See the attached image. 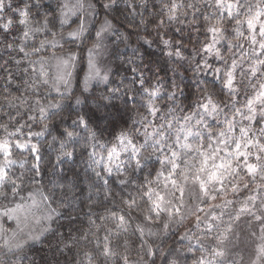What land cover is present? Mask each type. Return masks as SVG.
<instances>
[{
	"label": "snow or ice",
	"instance_id": "1",
	"mask_svg": "<svg viewBox=\"0 0 264 264\" xmlns=\"http://www.w3.org/2000/svg\"><path fill=\"white\" fill-rule=\"evenodd\" d=\"M116 11L128 34L109 19ZM100 15L87 71L76 80L80 54L73 46L89 43L88 17ZM185 23L188 34L177 27L181 38L169 37L171 25ZM151 33L174 59L172 72L176 64L190 68L195 84L171 79L166 87L159 69L150 79L145 69L152 68L136 47L140 63L128 61L131 80L110 86L113 71L97 59L106 39L119 36L131 47L135 34L151 47ZM0 82L7 107L16 109L0 120V201H20L0 208V217L17 225L9 233L0 224V264H35L25 250L49 234L65 247L71 240L69 264H245L241 253L230 254L241 242V224H258L264 240V0H55V7L0 0ZM93 85L110 87L96 95ZM193 89L188 105L179 101ZM89 92L91 111L66 116V102L81 105ZM25 116L24 123L16 119ZM109 127L111 138H104ZM46 136L48 148L55 145L53 172L77 156L85 173L92 170L85 177L90 203L75 206L74 198L54 200L44 191L38 178ZM61 218L77 223L78 234L60 233ZM29 219L38 231H25ZM252 264H264V244Z\"/></svg>",
	"mask_w": 264,
	"mask_h": 264
},
{
	"label": "trees",
	"instance_id": "2",
	"mask_svg": "<svg viewBox=\"0 0 264 264\" xmlns=\"http://www.w3.org/2000/svg\"><path fill=\"white\" fill-rule=\"evenodd\" d=\"M92 2L95 3L96 0H92ZM20 3L21 0H13L14 6ZM45 3H52L53 7H55V0H45ZM121 8H123V5L121 6ZM6 15L14 17V13L12 12H6ZM103 18V15H100L98 17H88L90 21L89 33L91 34L89 43H87L86 45H79V47L73 46L74 50L78 51L80 54V60L78 61L77 68L75 70L76 80H82L84 73L87 71V47L91 46V38L92 36H94V31L96 28L99 27V23L103 21ZM109 19L113 21L116 28L120 32H123L125 34L131 32V29L128 26V21L125 19L121 11H116L111 16H109ZM188 19H191V17H189ZM75 26V24L72 25V27ZM177 27L183 28L185 34H188L189 29L186 23L184 25L173 24L168 28L169 37H175L177 39L181 38L174 32V29ZM13 34H15V29L13 30ZM149 38L153 39L154 41L151 47H149L148 45H144L142 41L138 43L135 34H132L130 36V39L127 41V43L131 45V47H128L125 45V43L121 42L119 36H109L106 39L105 44L107 45V51H104L97 59L101 67L107 65L110 66L113 71L112 82L110 86H115L116 84H118L120 82L119 77H124L126 81L131 80L134 74L130 71V65L128 61L133 60L136 63H140V61L133 56V48L136 47H139L141 49V53L144 54V63L152 68L151 71H148L147 68L145 69V74L150 79H154L156 75V70L159 69L158 75L160 77H165L166 87L167 83L171 79H176L180 81L181 87L184 86L185 82L189 84L196 83V81L192 79L193 73L191 69H186V67L182 66V64H176L175 67L177 68V71L176 73H173L172 67L174 65V59H168L166 57L165 52L162 51L163 46L159 44L155 33H151L149 35ZM208 78L210 79V76ZM0 84H2V82H0ZM110 86L93 85V89L95 90V94L99 95L101 93H104ZM12 91L16 95L20 94L15 92V88H13ZM194 93L195 89H193V95L189 99H185L181 96L179 98V101L182 102L184 105H188L190 103V99L195 98ZM4 95H6V93L3 92L2 89H0V120L7 119V117L4 115L5 113L15 115L16 112V109L7 107L5 101L3 100ZM76 95H80L79 90L76 91ZM92 95V92L83 94V96H81V99L84 100V103L81 105H76L74 100L66 102L65 107L67 108V111L65 112V115L67 116L71 114L73 117H75L77 111H79L81 114H86L91 111L93 107V102L91 99L86 98L91 97ZM20 111L21 113H23L25 109L21 108ZM131 114L132 113L130 111L128 115ZM16 119L19 120L20 123H24L27 118L25 116L23 118L16 117ZM105 126L106 125H102V127ZM33 130L38 129L34 126ZM76 131L80 132L81 135H84V132H82L80 129H76ZM112 131L113 129L109 127L108 130L104 133V138L110 139ZM51 140V136H46L43 138V141L41 143L42 154L45 159L43 167L41 169L42 175L38 179L43 185L44 191L50 196H53L54 200H59L64 196L74 198L76 202L75 206L82 207V205L80 204L82 200L86 203H90V201H88L87 199L88 186L85 177L88 175H93L92 170L88 169V172L85 173L84 169L87 167V165L85 164L84 160L80 159L77 156L71 160L65 161V163L60 164L59 168L55 172H53L52 165L56 163V152L54 151V148H48L47 146L49 143H51ZM19 151L22 150H18L17 155H19ZM25 155L27 154L25 153ZM28 160L31 163V157H28ZM15 168L20 169V171H24V168H21L20 165H16ZM111 187L115 192L120 191L118 183L115 181V176L113 177ZM29 190H31V185L26 184L25 194ZM93 199H95V196L93 197ZM18 202H20L18 199L15 202L11 200L0 201V208L14 207L15 203ZM52 207H56V204L53 203ZM84 211H87V208H84ZM81 219H83V217H81ZM0 224H3V226L9 230V233H11V231L16 230L17 227L16 222L12 219H8L7 217H0ZM27 224L28 227L25 229V231H28L29 229H35L36 231H38L40 228V225L35 224L31 219L28 220ZM58 225L59 232L63 233L65 237L68 236L69 228L73 230L74 235L78 234L75 232V229L78 224H70L66 218L59 219ZM53 227L56 228L57 225H53ZM240 235L241 242L239 243V246L237 248L231 249L230 254L239 252L243 255L245 264H250V261L255 259L257 246L260 243L264 242V240L261 239L259 225L254 223L249 226L247 224L242 223ZM66 243L68 244V247H72L71 240H67ZM184 243L186 242L180 241V244ZM167 244L171 245L172 241H167ZM57 246L59 247L60 251H54ZM68 247H65V242L62 241L58 236L49 234L47 236V239L43 240L40 243H36L31 248H28L25 251L28 253V256L35 261V264H46V261L55 260H59L61 264H69L71 258L74 257L75 249H73V251H69ZM61 252H63V254H61ZM24 264H29V261L25 260ZM187 264H191V259H188Z\"/></svg>",
	"mask_w": 264,
	"mask_h": 264
},
{
	"label": "rangeland",
	"instance_id": "3",
	"mask_svg": "<svg viewBox=\"0 0 264 264\" xmlns=\"http://www.w3.org/2000/svg\"><path fill=\"white\" fill-rule=\"evenodd\" d=\"M53 148H55V146H53ZM261 244H264V242L263 243H260L258 246H257V248H256V251L258 250V248H259V246L261 245ZM255 259H253V260H251L250 262V264H252V261H254ZM249 264V263H248Z\"/></svg>",
	"mask_w": 264,
	"mask_h": 264
},
{
	"label": "clouds",
	"instance_id": "4",
	"mask_svg": "<svg viewBox=\"0 0 264 264\" xmlns=\"http://www.w3.org/2000/svg\"><path fill=\"white\" fill-rule=\"evenodd\" d=\"M189 2H194V0H189Z\"/></svg>",
	"mask_w": 264,
	"mask_h": 264
}]
</instances>
